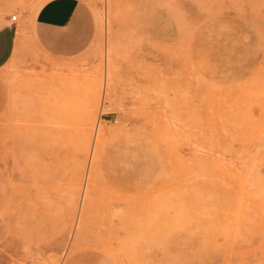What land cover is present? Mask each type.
<instances>
[{
    "label": "rangeland",
    "instance_id": "1",
    "mask_svg": "<svg viewBox=\"0 0 264 264\" xmlns=\"http://www.w3.org/2000/svg\"><path fill=\"white\" fill-rule=\"evenodd\" d=\"M44 1L0 0V264H264V0Z\"/></svg>",
    "mask_w": 264,
    "mask_h": 264
},
{
    "label": "crops",
    "instance_id": "2",
    "mask_svg": "<svg viewBox=\"0 0 264 264\" xmlns=\"http://www.w3.org/2000/svg\"><path fill=\"white\" fill-rule=\"evenodd\" d=\"M82 7L80 0H46L33 15V26L40 32L69 29ZM16 27L0 21V69L7 63L16 40Z\"/></svg>",
    "mask_w": 264,
    "mask_h": 264
},
{
    "label": "bare ground",
    "instance_id": "3",
    "mask_svg": "<svg viewBox=\"0 0 264 264\" xmlns=\"http://www.w3.org/2000/svg\"><path fill=\"white\" fill-rule=\"evenodd\" d=\"M93 121V118H92V115H89V123L91 124ZM95 123V122H94ZM92 125V124H91ZM253 137V136H252ZM254 138V137H253ZM217 151V150H216ZM242 161V160H241ZM229 164V163H228ZM224 165V164H223ZM230 165V164H229ZM253 174V173H252ZM260 188V187H259ZM79 191V190H78ZM260 191V190H259ZM263 191V190H261ZM250 197V196H249ZM85 209H86V204L84 203V200H83V203H82V206H81V211L79 213V223H84V220H85ZM83 235V233H82Z\"/></svg>",
    "mask_w": 264,
    "mask_h": 264
},
{
    "label": "built area",
    "instance_id": "4",
    "mask_svg": "<svg viewBox=\"0 0 264 264\" xmlns=\"http://www.w3.org/2000/svg\"><path fill=\"white\" fill-rule=\"evenodd\" d=\"M11 20H12L13 22H15V21H16V18H15V16H14V17H12V18H11Z\"/></svg>",
    "mask_w": 264,
    "mask_h": 264
}]
</instances>
